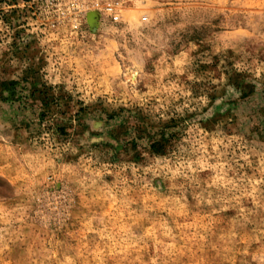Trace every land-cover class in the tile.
Instances as JSON below:
<instances>
[{
    "label": "rangeland",
    "instance_id": "374dc122",
    "mask_svg": "<svg viewBox=\"0 0 264 264\" xmlns=\"http://www.w3.org/2000/svg\"><path fill=\"white\" fill-rule=\"evenodd\" d=\"M0 264H264V0H0Z\"/></svg>",
    "mask_w": 264,
    "mask_h": 264
}]
</instances>
